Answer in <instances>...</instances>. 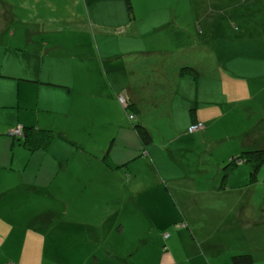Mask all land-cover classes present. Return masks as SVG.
<instances>
[{
    "label": "rangeland",
    "instance_id": "rangeland-1",
    "mask_svg": "<svg viewBox=\"0 0 264 264\" xmlns=\"http://www.w3.org/2000/svg\"><path fill=\"white\" fill-rule=\"evenodd\" d=\"M130 1L0 0V264H264V168L250 183L230 166L264 114V0ZM125 89L145 102L136 121ZM235 90L257 114L217 107ZM191 102L226 116L189 133ZM24 126L52 130L51 149L12 134ZM71 193L74 237L58 241L40 217Z\"/></svg>",
    "mask_w": 264,
    "mask_h": 264
},
{
    "label": "crops",
    "instance_id": "crops-1",
    "mask_svg": "<svg viewBox=\"0 0 264 264\" xmlns=\"http://www.w3.org/2000/svg\"><path fill=\"white\" fill-rule=\"evenodd\" d=\"M167 53L168 54H175V52H173V53L167 52ZM190 66L191 65L189 63H185V65H184V67H190ZM59 74L60 73L59 72H56V71L53 72V73H49L48 76L44 78L45 80L42 79V76L40 77L43 80V82L46 83L45 85L47 86V87H45L44 91H46V92H52L50 90L55 85L54 82H52V81H54V79L59 80V81H62V80L57 79V78L54 77V76H57ZM57 77H60V76H57ZM29 80L35 81V80H32V79H29ZM236 80L239 81L240 79H236ZM109 81L111 83V78H109ZM239 82H242V81H239ZM63 87H67L66 89H69L68 90V94L69 95H73L71 86H69V87L68 86H63ZM42 89H43V87H41V89H40V94H41ZM64 89L65 88H63L62 90H64ZM236 92L237 91L235 90V93L233 94V99L231 100V102H229V104H225V103L219 102L220 104L217 105V107H219V109L221 107H223V106H225V108L226 107L231 108V105H234L233 106L234 109H238V107L240 105H242L245 108L246 107H249L248 108L249 111L247 110L248 113H251V108H252V109H254L256 111V114H257L256 107L252 103L253 102L252 100L250 101L251 102L250 104H252L250 106L247 103H245V101H243V102L242 101H236V102L234 101L237 96H240V94L239 93L237 94ZM120 93H122V94L120 96H118V102H120V100H119L120 98H123L124 100L126 99L127 102H130V104L137 105L139 107V110H140V112L137 114V116L140 115L141 110L143 109V107L145 105V102L139 96H137V91H134L133 92V90H131V89H125V90H120ZM60 94H62V93H60ZM151 101L152 100H149L150 105H148V106L149 107L156 106V103H153ZM118 102H117V100L116 101L114 100L115 107L117 109H120V105H122V104L119 103L120 104L119 105ZM236 105H237V107H236ZM181 106H184V105H181ZM171 107H173V104L171 105ZM188 107L190 108V116H191L190 119H189L190 127L192 125L196 124V123H202L204 125V128L202 129L203 131L200 130L201 132H207L210 127H213L215 125L216 121H218V119L220 117H223L224 115L226 116V114H223V112L220 113V111H218L219 109H212L211 108V109H205L204 111H202V109L199 110V108H197L199 106L197 104H193L192 102H191V104H187V108ZM225 108L223 110H225V111L228 110V109H225ZM193 109H195V112L194 113L192 112ZM234 109H233L232 112H235ZM124 110H125V108H124ZM225 111H224V113H225ZM261 115L262 116L258 120L259 123L256 126L251 127L250 129H246L245 132H244V135H242L241 146H240L242 152H244V151H253L256 148L264 147V116H263L264 114L261 113ZM200 131H199V134H200ZM14 133H15V131L12 132L13 135H15ZM195 134H197V133H195ZM52 142L54 143V141H52ZM52 142H50L49 144H47L45 146V148L46 149H51ZM142 148H144V147H142ZM142 148H140V149L142 150ZM242 152H240V154ZM125 159L126 158H124L123 160H125ZM131 159H133V158H129L128 162L131 161ZM128 162L123 161V165H124L123 167H125V165H127ZM109 168L111 170H113V172L118 171L117 174L118 173H121V169H122L120 167V164H118L117 167H114V165L113 166L112 165H109ZM122 170H124V169H122ZM84 174H85V176H88V173H84ZM74 176L77 177L76 174H72V173L71 174H68L67 176H65V175L62 176V181H68L67 183H65V185H67L71 189H73V187H72V181H74ZM113 176H115V173L113 174ZM136 178H137L136 175H134L133 179L135 180ZM76 181H78V178H77ZM120 181H121V178H120ZM158 182H160V181H158ZM71 192H73V190H71ZM202 194H204V193H202ZM73 199H74V195L72 193L71 194H67L66 198H62L61 202L63 204H65V206H67L66 214H63V217L60 218V215H59L60 213H57L55 210L52 213H47L44 216L40 217L41 218L40 221L42 223H45V224H43L44 230L47 231L49 229H53L54 232L57 235L58 241H62L61 238H64V235L72 234V238L74 237L75 230L69 231V228H65V226H61L62 223L59 221L60 219H64V218L70 216V212H71L70 209H71V207L68 204H69V202L73 201ZM250 200H251V198L248 195V197H246V202H244V204L241 207L244 208V206L248 205V208H250L249 207ZM86 202H88V199H86ZM83 211H86V210H83ZM54 214H57L56 218H54ZM233 218H237V217L234 216ZM248 223H252V222L249 221ZM17 225L18 224H15L14 225L15 226L14 228L20 227V225L19 226H17ZM57 226H61V227H59L57 229ZM52 227H54V228H52ZM93 232L94 231L91 228H88V229H86L85 231L82 232V235L91 234ZM76 235H78L77 232H76ZM81 236L79 238L78 243L81 241ZM14 264H16V263H14Z\"/></svg>",
    "mask_w": 264,
    "mask_h": 264
},
{
    "label": "trees",
    "instance_id": "trees-1",
    "mask_svg": "<svg viewBox=\"0 0 264 264\" xmlns=\"http://www.w3.org/2000/svg\"><path fill=\"white\" fill-rule=\"evenodd\" d=\"M128 1L129 9H131V1ZM186 74H196L198 75L197 69L190 67H183L180 69V75L184 76ZM121 103V102H120ZM123 105V104H122ZM125 111L129 114V118L133 117L132 121H136L137 114L140 112L139 107L135 104H130L125 99V104L123 105ZM195 112V109L192 110ZM134 125V124H133ZM137 135L141 141V145L147 148L148 145L153 141V132L148 130L145 126L141 124L134 125ZM55 134L52 130L36 128L34 126H24L22 127V136L25 145L31 148H39L41 146H46L53 140ZM239 163H245L251 166V173L249 176L250 183H255L260 171L264 168V147L256 148L253 151H244L238 157L233 158L230 162L231 167L237 166ZM234 264H253L252 256L245 255L240 257H235L233 259Z\"/></svg>",
    "mask_w": 264,
    "mask_h": 264
},
{
    "label": "built area",
    "instance_id": "built-area-1",
    "mask_svg": "<svg viewBox=\"0 0 264 264\" xmlns=\"http://www.w3.org/2000/svg\"><path fill=\"white\" fill-rule=\"evenodd\" d=\"M121 104H125V100L123 98H120L119 99ZM133 117H130V119H132ZM204 128V125L202 123H196L194 125H192L190 128H189V133H197L199 132L200 130H202ZM15 135H19V136H22V128H18L15 133ZM10 264H14V263H10Z\"/></svg>",
    "mask_w": 264,
    "mask_h": 264
}]
</instances>
